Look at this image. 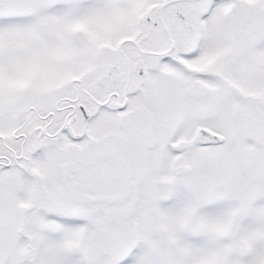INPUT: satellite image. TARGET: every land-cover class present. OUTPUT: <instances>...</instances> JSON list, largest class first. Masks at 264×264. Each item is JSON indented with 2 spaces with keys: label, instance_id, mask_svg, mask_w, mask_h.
Instances as JSON below:
<instances>
[{
  "label": "snow or ice",
  "instance_id": "1",
  "mask_svg": "<svg viewBox=\"0 0 264 264\" xmlns=\"http://www.w3.org/2000/svg\"><path fill=\"white\" fill-rule=\"evenodd\" d=\"M0 264H264V0H0Z\"/></svg>",
  "mask_w": 264,
  "mask_h": 264
}]
</instances>
